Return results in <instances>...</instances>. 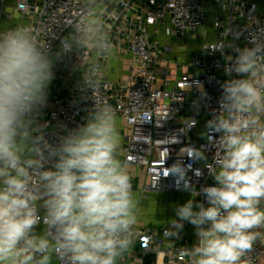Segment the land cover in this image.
Masks as SVG:
<instances>
[{"label":"clouds","instance_id":"9594fccd","mask_svg":"<svg viewBox=\"0 0 264 264\" xmlns=\"http://www.w3.org/2000/svg\"><path fill=\"white\" fill-rule=\"evenodd\" d=\"M89 30L64 37L59 54L30 25L0 31V264H118L134 244L138 197L120 157L116 110L93 105L75 127L43 119L55 64L74 45L97 46ZM228 35L226 28L222 39L203 48L227 57L218 107L200 133L215 150L211 164L205 145L180 149L193 163L203 162L214 183L197 190L189 173L199 178L203 169L183 160L155 177V187L161 175H171L191 194L163 230L174 241L186 223L194 227L196 242L179 249L187 264H252L254 245L264 239V27L242 47L236 44L242 32L233 29L231 41ZM97 83L85 75L78 88L86 94ZM195 86L198 111L208 94L203 84ZM165 111L163 122L170 118ZM151 119L145 114L143 123ZM197 122L183 118L184 134ZM164 150L161 166L169 156Z\"/></svg>","mask_w":264,"mask_h":264},{"label":"built area","instance_id":"2783aa9c","mask_svg":"<svg viewBox=\"0 0 264 264\" xmlns=\"http://www.w3.org/2000/svg\"><path fill=\"white\" fill-rule=\"evenodd\" d=\"M92 21L97 23L93 24ZM7 24V26H6ZM30 25L40 43L54 54H59L61 40L76 29L89 26L88 38L97 46L74 45L72 51L61 55L55 64V79L50 85L48 107L43 119L55 126L64 122L68 127L82 123L87 110L93 105L111 104L123 124V145L120 157L128 167L138 170L132 174L133 190L141 197L150 193L188 194L177 187L173 176L163 177L155 187V177L163 168L177 160L192 163L193 169H203L197 178L189 173L197 190L212 185L204 163H193L180 155V149L193 145L208 148L211 164L214 149L200 136L212 109L218 107L220 84L226 77L224 67L227 57L219 51L211 53L203 48L220 40L229 29L227 39L232 40V30L242 32L236 44L241 47L245 38L258 27H264V13L252 0H0V31ZM99 28V31L93 29ZM198 37V45H189V37ZM160 36L174 38L184 44L173 47L164 44ZM99 37H103L99 41ZM83 42V41H82ZM103 43L106 47H100ZM180 45V44H179ZM183 48V50H180ZM179 49V50H178ZM112 51L121 55L122 73L112 78L110 72L118 66L112 64ZM232 54V49L227 50ZM119 69V68H118ZM97 81L95 91L83 93L78 88L83 76ZM195 82L203 84L208 94L207 103L200 97ZM192 85L186 91L187 85ZM169 108L170 118L167 117ZM150 114V122H144ZM193 117L198 122L185 135L183 118ZM161 125H157L160 123ZM51 130V129H50ZM179 137L180 142L173 143ZM169 156L163 166L164 158ZM194 195V194H193ZM203 201V196L196 197ZM264 206V204H262ZM186 223L180 235L181 245L161 247L166 240L164 227L134 226V244L119 261L127 264H187L179 249L191 246L186 235ZM264 232V229L260 230ZM252 264H264V239H258L250 254ZM56 264H61L56 261Z\"/></svg>","mask_w":264,"mask_h":264},{"label":"crops","instance_id":"0c3cea01","mask_svg":"<svg viewBox=\"0 0 264 264\" xmlns=\"http://www.w3.org/2000/svg\"><path fill=\"white\" fill-rule=\"evenodd\" d=\"M252 1L255 2L258 7H260L261 13H264V0H252ZM6 26H7V24H6ZM198 37L200 38L201 36L200 35L199 36H195L196 39H198ZM191 38H193V37H189V39H191ZM180 46H181V43H180ZM111 60H112L113 66H118V67L111 70L110 76L112 78H117L122 73V70L123 69H121V66H122V64H123L122 62L124 60H122L121 55H119L116 51H112V59ZM122 124H123L122 119L118 117V128L119 127H122ZM122 145H123V139H120V146H122ZM128 168H129V172H130L131 175L132 174L134 175L135 173L138 172V170L136 168H134V167H128ZM134 192L137 193L138 190L137 191H134ZM155 195L157 197L159 195L161 197H165V199H167L168 203H171L172 204L171 206H173L172 207L173 212L170 214L169 217L165 218V221L162 222L161 225L159 223H157V224L156 223H146V224H142V225H150V226L164 227L165 224L168 222V220H170L174 216V209H175V207L177 205H181V204L185 203L188 199L192 198L191 195H188V194H166V193H150V194H147L145 197L146 198H149L150 200H152L151 198L152 197H156ZM176 195L181 196V197L177 198ZM170 196H172V197H170ZM137 197H138V204H140V205H141V203H142L143 200H146L145 197H141L140 194H137ZM195 199L198 201V199L196 197H195ZM136 224H138V223H136ZM186 230H187L186 231V235L188 236V238L192 242H195L196 237H195V234H194L195 233L194 227L191 225L189 227H186ZM184 239H185V236H183V235H180V238L179 239H175L174 241H171L169 239H166L164 241L163 245H161V247H163L164 249H166V248L171 247L173 245H181V243L184 242ZM55 264H56V261H55ZM118 264H127V262L124 263V261H123L122 263H120V261H118Z\"/></svg>","mask_w":264,"mask_h":264},{"label":"rangeland","instance_id":"374dc122","mask_svg":"<svg viewBox=\"0 0 264 264\" xmlns=\"http://www.w3.org/2000/svg\"><path fill=\"white\" fill-rule=\"evenodd\" d=\"M258 10L261 12L260 7H258ZM192 37L193 38H191L187 41H184V42H188L189 45L196 47L198 45V40L195 38V36H192ZM159 38H160L162 43L171 45L173 47L176 46L179 48L180 43H181V45L184 44L183 42L175 40L174 38H170V37L160 36ZM200 38L202 39V37H200ZM180 50H183V48H181ZM129 60H130L129 58H126L122 63L127 65L129 63ZM119 128H120L119 129L120 139H123L124 132L121 130V127H119ZM136 194H140V190ZM156 197H152L151 198L152 200L145 197L146 200H143L141 205L138 204L139 206H138V221H137V223L139 225L146 224V223H156V224L159 223L161 225L162 222L165 221V218L169 217L170 214L173 212V209H172L173 206H171L172 204L168 203V201H167V199H165V197H161L160 195L157 198ZM170 197H172V196H170ZM176 197L179 198L181 196L176 195ZM54 264H55V261H54Z\"/></svg>","mask_w":264,"mask_h":264}]
</instances>
